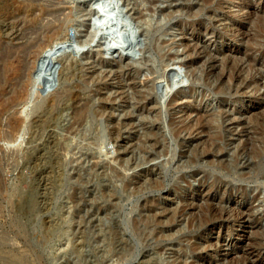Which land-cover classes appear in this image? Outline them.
<instances>
[{
    "label": "rangeland",
    "instance_id": "rangeland-1",
    "mask_svg": "<svg viewBox=\"0 0 264 264\" xmlns=\"http://www.w3.org/2000/svg\"><path fill=\"white\" fill-rule=\"evenodd\" d=\"M174 259L264 264V0H0V264Z\"/></svg>",
    "mask_w": 264,
    "mask_h": 264
},
{
    "label": "bare ground",
    "instance_id": "bare-ground-1",
    "mask_svg": "<svg viewBox=\"0 0 264 264\" xmlns=\"http://www.w3.org/2000/svg\"><path fill=\"white\" fill-rule=\"evenodd\" d=\"M107 46H109V45H107ZM111 47H113V46H111ZM114 49H116V48H114ZM120 51V50H119ZM114 52V51H113ZM121 54H122V51H121ZM124 57V55H118V58L119 57ZM12 62V61H11ZM14 64V63H13ZM9 66H10V69H15L14 68V66L15 65H12V63L11 64H9ZM17 71V70H16ZM13 72H14V70H13ZM179 98H182V97H179ZM176 97L174 98V100L176 101ZM192 99V98H191ZM84 110V109H83ZM83 110H81V111H83ZM77 113H79V112H77ZM76 113V114H77ZM82 117V114H78V118H77V121H76V119H75V123L73 124L74 126L76 125V124H78L79 122V120H80V118ZM85 117V116H84ZM113 121V120H112ZM83 122V121H82ZM43 123V118L42 117H39V119L35 122V124H36V126L38 127V126H40L41 124ZM124 121L122 122V123H120V122H118V121H113V127H112V134H116L117 135V133H119V131H120V126L121 125H124ZM81 124V123H80ZM79 124V126H81ZM71 127L70 128H72V124L70 125ZM196 125H194V123L193 124H191V123H186V125L185 126H183V129H187V130H189V131H191L192 129H194L195 131L196 130H198V129H200L201 131H204V130H206L207 128H209V126H210V123H206V124H203L201 127H195ZM129 127V126H128ZM195 127V128H194ZM211 127V126H210ZM181 131H183V130H181ZM49 135L51 136V135H54V132L52 131V130H50V132H49ZM117 140V139H116ZM210 141H211V139H210ZM215 141V140H214ZM212 142V141H211ZM211 142H209V143H211ZM212 146V145H211ZM214 146V145H213ZM214 148V147H213ZM219 148V147H218ZM216 152V151H215ZM124 158V157H123ZM125 160V159H124ZM125 162V161H124ZM95 163V162H94ZM126 165V164H125ZM157 185V184H156ZM209 208V207H208ZM212 209V208H211ZM171 212V211H170ZM215 212V211H214ZM167 213V212H166ZM206 213V212H205ZM176 214V213H175ZM209 215V214H208ZM219 215V214H218ZM221 215V214H220ZM219 215V216H220ZM165 217V216H164ZM210 217V216H209ZM213 217V216H212ZM146 220V219H145ZM205 220V219H204ZM203 221V220H202ZM164 222V221H163ZM164 224V223H163ZM171 232V231H170ZM164 238V237H163ZM173 238V237H172ZM187 239V238H186ZM166 240V239H165ZM177 249V248H176ZM173 256V255H172ZM176 257V256H175ZM177 262V261H176ZM178 263V262H177ZM177 263H175V259H174V261H172V263L171 264H177ZM182 263H183V261H182ZM181 264V263H180Z\"/></svg>",
    "mask_w": 264,
    "mask_h": 264
},
{
    "label": "water",
    "instance_id": "water-1",
    "mask_svg": "<svg viewBox=\"0 0 264 264\" xmlns=\"http://www.w3.org/2000/svg\"><path fill=\"white\" fill-rule=\"evenodd\" d=\"M114 51V52H113ZM102 52H103V54L105 55V54H110V53H113V56L114 57H118V55H124V57L126 56H128V54H126L125 52H122V54H121V50L120 51H118V50H116V49H114L113 47H111V46H104L103 48H102Z\"/></svg>",
    "mask_w": 264,
    "mask_h": 264
}]
</instances>
